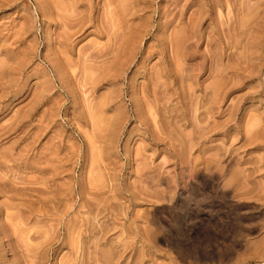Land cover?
Segmentation results:
<instances>
[{
  "label": "rangeland",
  "instance_id": "obj_1",
  "mask_svg": "<svg viewBox=\"0 0 264 264\" xmlns=\"http://www.w3.org/2000/svg\"><path fill=\"white\" fill-rule=\"evenodd\" d=\"M0 264H264V0H0Z\"/></svg>",
  "mask_w": 264,
  "mask_h": 264
},
{
  "label": "bare ground",
  "instance_id": "obj_2",
  "mask_svg": "<svg viewBox=\"0 0 264 264\" xmlns=\"http://www.w3.org/2000/svg\"><path fill=\"white\" fill-rule=\"evenodd\" d=\"M180 33H181V34H180L181 37L178 38V42H179V44H177V45H179V46H178L179 49H182V46H183L182 44H183V43H182L181 41H182V39H184V37H182V36H183V35H182V32H180ZM180 35H178V36H180ZM182 50H183V49H182ZM177 51H180V50H177ZM179 53H180L179 55H181V58H182V57H183V54H182L181 52H179ZM183 53H184V52H183ZM179 57H180V56H179ZM183 58H184V57H183ZM179 59H180V58H179ZM180 60H181V59H180ZM215 91H216V90H215ZM215 93H216V92H215Z\"/></svg>",
  "mask_w": 264,
  "mask_h": 264
}]
</instances>
